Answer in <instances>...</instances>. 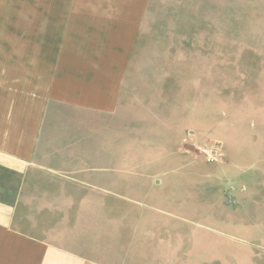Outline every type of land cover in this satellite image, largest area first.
Segmentation results:
<instances>
[{"label": "crops", "instance_id": "obj_1", "mask_svg": "<svg viewBox=\"0 0 264 264\" xmlns=\"http://www.w3.org/2000/svg\"><path fill=\"white\" fill-rule=\"evenodd\" d=\"M156 7L0 0V264L206 261L201 245L193 257L179 243L144 247L119 174L132 156L144 171L143 158L174 155L206 124L174 105L189 100L190 77L228 75L209 57L143 51ZM212 134L251 153L244 135Z\"/></svg>", "mask_w": 264, "mask_h": 264}, {"label": "rangeland", "instance_id": "obj_2", "mask_svg": "<svg viewBox=\"0 0 264 264\" xmlns=\"http://www.w3.org/2000/svg\"><path fill=\"white\" fill-rule=\"evenodd\" d=\"M154 10L143 51L209 57L228 75L190 77L189 100H174L206 123L174 155L143 158L146 171L132 156L120 169L136 200L130 225L147 249L179 243L193 257L201 245L204 264H264V0H160ZM212 133L246 136L241 151L251 153L235 154L233 142L225 149ZM205 146L216 150L207 156Z\"/></svg>", "mask_w": 264, "mask_h": 264}, {"label": "built area", "instance_id": "obj_3", "mask_svg": "<svg viewBox=\"0 0 264 264\" xmlns=\"http://www.w3.org/2000/svg\"><path fill=\"white\" fill-rule=\"evenodd\" d=\"M213 149H215V148H213V146H205V152H206V154H207V156H210V152H213ZM216 150V149H215ZM208 158H211V157H208Z\"/></svg>", "mask_w": 264, "mask_h": 264}]
</instances>
